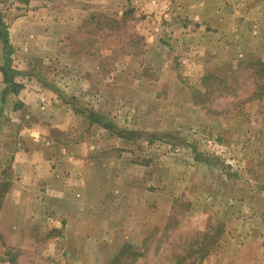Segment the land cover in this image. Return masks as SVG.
<instances>
[{
    "label": "rangeland",
    "instance_id": "rangeland-1",
    "mask_svg": "<svg viewBox=\"0 0 264 264\" xmlns=\"http://www.w3.org/2000/svg\"><path fill=\"white\" fill-rule=\"evenodd\" d=\"M0 29V264L68 259L36 172L129 158L172 201L133 264H197L218 223L199 264H264V0H0Z\"/></svg>",
    "mask_w": 264,
    "mask_h": 264
},
{
    "label": "crops",
    "instance_id": "crops-1",
    "mask_svg": "<svg viewBox=\"0 0 264 264\" xmlns=\"http://www.w3.org/2000/svg\"><path fill=\"white\" fill-rule=\"evenodd\" d=\"M19 153L16 151L14 156L15 167ZM34 163L30 160L21 167L35 170L39 166ZM45 169L42 176L36 172L34 184L27 185L44 183L52 189L44 197L47 208L52 205L53 211L48 215L55 220L49 230L53 234L47 240L48 244L53 243L50 254L64 252L68 256L67 260L60 258L61 264H110L122 245L140 248L153 227L169 219L172 201L164 203V199H171L170 194L144 189L136 196L135 164L130 158L126 163L116 159L87 160L68 162L64 169ZM39 177L43 179L40 181ZM138 184L143 186V182ZM17 199L19 202L28 197L20 193ZM40 199L41 196L35 203L40 204Z\"/></svg>",
    "mask_w": 264,
    "mask_h": 264
},
{
    "label": "trees",
    "instance_id": "trees-1",
    "mask_svg": "<svg viewBox=\"0 0 264 264\" xmlns=\"http://www.w3.org/2000/svg\"><path fill=\"white\" fill-rule=\"evenodd\" d=\"M0 38H2L4 43L7 42L6 32L3 29H0ZM10 84L11 86H16L12 82ZM13 92H17V89H13ZM221 229L222 225L218 223L213 228L211 235H209V232L203 233L202 240L204 241V243H202L201 246L198 247L199 254L197 257V264H199V261H201V259H203L207 254H209L213 250V247H215L218 237L220 236ZM141 254V251H137L132 245L125 243L115 253L112 260L110 261V264H133L134 260L138 258ZM122 258L127 259L129 261L127 263H120V260ZM175 264H179V261L177 260Z\"/></svg>",
    "mask_w": 264,
    "mask_h": 264
}]
</instances>
